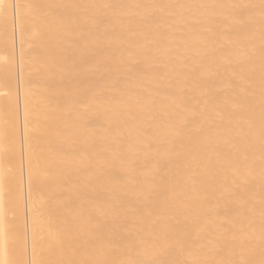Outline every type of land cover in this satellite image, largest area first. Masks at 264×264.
Returning a JSON list of instances; mask_svg holds the SVG:
<instances>
[{
    "label": "bare ground",
    "instance_id": "obj_1",
    "mask_svg": "<svg viewBox=\"0 0 264 264\" xmlns=\"http://www.w3.org/2000/svg\"><path fill=\"white\" fill-rule=\"evenodd\" d=\"M0 264H264V0H0Z\"/></svg>",
    "mask_w": 264,
    "mask_h": 264
}]
</instances>
